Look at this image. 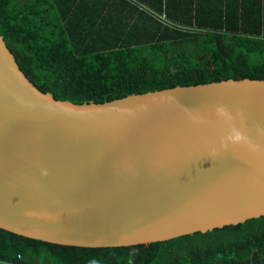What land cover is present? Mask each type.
<instances>
[{
  "label": "water",
  "instance_id": "1",
  "mask_svg": "<svg viewBox=\"0 0 264 264\" xmlns=\"http://www.w3.org/2000/svg\"><path fill=\"white\" fill-rule=\"evenodd\" d=\"M264 216V79L74 104L38 90L0 36V229L147 247Z\"/></svg>",
  "mask_w": 264,
  "mask_h": 264
},
{
  "label": "trees",
  "instance_id": "2",
  "mask_svg": "<svg viewBox=\"0 0 264 264\" xmlns=\"http://www.w3.org/2000/svg\"><path fill=\"white\" fill-rule=\"evenodd\" d=\"M0 36L38 90L74 104L264 79V0H0ZM0 264H264V216L147 247L0 229Z\"/></svg>",
  "mask_w": 264,
  "mask_h": 264
},
{
  "label": "built area",
  "instance_id": "3",
  "mask_svg": "<svg viewBox=\"0 0 264 264\" xmlns=\"http://www.w3.org/2000/svg\"><path fill=\"white\" fill-rule=\"evenodd\" d=\"M162 19H164V16H162ZM19 258V257H18Z\"/></svg>",
  "mask_w": 264,
  "mask_h": 264
}]
</instances>
